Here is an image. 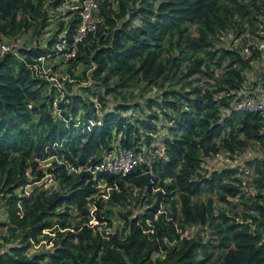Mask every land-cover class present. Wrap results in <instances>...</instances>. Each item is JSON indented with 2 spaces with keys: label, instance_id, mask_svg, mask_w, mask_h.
<instances>
[{
  "label": "trees",
  "instance_id": "1",
  "mask_svg": "<svg viewBox=\"0 0 264 264\" xmlns=\"http://www.w3.org/2000/svg\"><path fill=\"white\" fill-rule=\"evenodd\" d=\"M82 1L0 0V264H264V157L203 167L264 150V114L238 106L264 91L245 86L255 57L217 44L257 34L264 0H95L74 42ZM39 57L79 83L55 86ZM125 148L128 173L96 170ZM117 206L123 226L106 231Z\"/></svg>",
  "mask_w": 264,
  "mask_h": 264
},
{
  "label": "rangeland",
  "instance_id": "2",
  "mask_svg": "<svg viewBox=\"0 0 264 264\" xmlns=\"http://www.w3.org/2000/svg\"><path fill=\"white\" fill-rule=\"evenodd\" d=\"M62 10V9H61ZM64 11H62L63 13ZM65 19V18H63ZM257 34L246 33L243 35H235L233 32H223L221 35L217 37L218 41L217 44L227 46V47H240L242 52L245 53L247 56H254V60L252 61V69L247 72V82L245 83L246 88L251 89V83L254 81H262L264 79V15L260 17V21L257 24ZM52 29L55 30V24L51 25L47 30ZM51 31H47L43 33L40 37V43H44L45 40L48 39ZM25 40V36H21L20 38H12L4 40V42L16 44L23 43ZM249 45H253L256 53L251 52L248 48ZM65 64L61 63L59 57L49 60L46 66L44 67V71L48 72V79L55 83L57 87H66V84L73 83L76 85L79 83L75 79H71L68 75H66L65 71ZM77 72H81V68L77 69ZM154 91H149L144 93L145 95H151ZM113 153V152H111ZM110 153V154H111ZM255 157H264V150H260L255 146L249 147L245 152L242 154H228L226 152H221L217 155L207 157L203 160V167L207 170H214L226 166H241L244 159L247 158H255ZM49 164L48 161L42 162V165L47 166ZM245 179L249 176V172L246 171L245 174H241ZM44 187L55 186L52 179L46 177L41 180ZM29 186L25 189L29 190ZM109 189H105L108 191ZM106 197V196H105ZM94 207H92V211ZM137 208H133L132 212H135ZM120 211H124L122 206H117L113 208L112 216L109 218L112 220V227H105L108 222H103V226L105 227L106 231H110L113 228L121 229L123 226V218L120 216ZM4 213L2 207L0 206V220H4ZM97 223V221H94ZM199 226H193L189 228L184 235L191 236L196 234L199 231ZM48 235H53L49 233V231H45ZM6 234L5 229H0V235ZM1 240V238H0ZM51 247V243H48L46 240H43L39 245H35L30 251H40V250H48Z\"/></svg>",
  "mask_w": 264,
  "mask_h": 264
},
{
  "label": "built area",
  "instance_id": "3",
  "mask_svg": "<svg viewBox=\"0 0 264 264\" xmlns=\"http://www.w3.org/2000/svg\"><path fill=\"white\" fill-rule=\"evenodd\" d=\"M77 7L79 8L81 22L74 42L80 40L86 32L94 29L98 20L97 14L99 12V4L95 0H83ZM57 47L61 48L59 45ZM10 48V44H2L0 45V52L2 53L10 50ZM67 56H74V51L70 52ZM38 60L41 62V66H34V69L38 70L41 68L42 71L46 73V71H44V58L39 57ZM238 106L250 110H258L264 114V91L262 89H256L253 92L245 93V95L238 100ZM138 160V155H136L132 149H119L108 154L102 162L96 166V170H104L125 175L137 164Z\"/></svg>",
  "mask_w": 264,
  "mask_h": 264
}]
</instances>
